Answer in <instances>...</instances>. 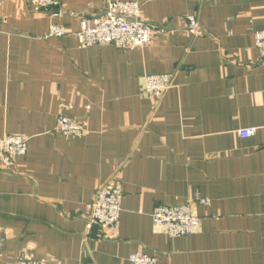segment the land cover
<instances>
[{
	"label": "crops",
	"instance_id": "obj_1",
	"mask_svg": "<svg viewBox=\"0 0 264 264\" xmlns=\"http://www.w3.org/2000/svg\"><path fill=\"white\" fill-rule=\"evenodd\" d=\"M35 14L29 0H0V138L29 139L27 155L0 163V264L32 256L54 264H264V0H57ZM114 1L136 2L163 29L143 49L83 47L72 32ZM195 15L201 35L188 30ZM168 74L156 101L143 77ZM63 113L89 133H55ZM257 128L251 138L241 129ZM123 189L119 233L88 228L104 185ZM209 200L210 206L198 201ZM193 204L198 235L168 239L152 214Z\"/></svg>",
	"mask_w": 264,
	"mask_h": 264
},
{
	"label": "built area",
	"instance_id": "obj_2",
	"mask_svg": "<svg viewBox=\"0 0 264 264\" xmlns=\"http://www.w3.org/2000/svg\"><path fill=\"white\" fill-rule=\"evenodd\" d=\"M196 3L202 0H187ZM31 9L35 14L45 13L58 6L57 0H30ZM81 20L80 30L72 32L67 28L52 24L49 37L74 35L81 46L113 45L121 50L143 49L152 44L154 39L163 33V29L143 20L140 5L136 2H110L104 11L88 14ZM188 30L194 35H201L195 15L187 17ZM255 47L264 61V31L254 34ZM173 79L168 74L143 77L142 95L156 101L162 99L171 89ZM257 128L241 129L238 136L242 139L254 137ZM264 130V129H263ZM55 133L66 138H81L89 133L85 122L61 113L57 118ZM29 139L21 134L7 135L0 138V163L9 169L15 159L27 155ZM203 206H210L209 200L198 199ZM123 202V189L119 181H112L101 187L87 207L88 228L98 227L101 238L113 240L119 233ZM193 204L180 206H158L152 214L155 229L170 240L198 235L202 229V219L194 213ZM4 240L0 230V243ZM130 264H158V256L139 252L128 258ZM16 264H54L32 256H24Z\"/></svg>",
	"mask_w": 264,
	"mask_h": 264
},
{
	"label": "rangeland",
	"instance_id": "obj_3",
	"mask_svg": "<svg viewBox=\"0 0 264 264\" xmlns=\"http://www.w3.org/2000/svg\"><path fill=\"white\" fill-rule=\"evenodd\" d=\"M29 2H30V0H29ZM109 4V3H108ZM53 9V8H52ZM51 10V9H50ZM104 11V10H103Z\"/></svg>",
	"mask_w": 264,
	"mask_h": 264
}]
</instances>
